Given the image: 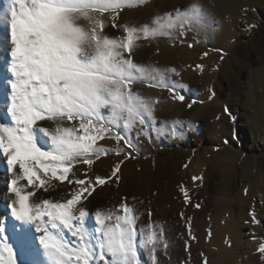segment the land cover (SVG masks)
Instances as JSON below:
<instances>
[{
  "label": "snow or ice",
  "instance_id": "1",
  "mask_svg": "<svg viewBox=\"0 0 264 264\" xmlns=\"http://www.w3.org/2000/svg\"><path fill=\"white\" fill-rule=\"evenodd\" d=\"M146 3L6 0L0 11V27L6 31L0 45H7L8 55L2 79L7 91L0 103V157L5 158L11 178L0 199L14 197L6 206L18 223L12 224L10 237L8 217H0V264H146L144 257L147 264H164L161 255L170 256L164 227L140 225L142 213L135 207L122 202L93 215L84 205L97 187L119 183L124 159L139 153L141 137L151 140L150 130L159 128V100L142 95L134 86L167 89L172 99H185L184 86L172 79L179 75L176 69L135 61L141 42L160 37L182 40L189 32L210 26L209 14L199 3L139 26L118 22L122 12ZM108 25L120 34L106 33ZM41 121L53 127L40 125ZM164 127L169 125L165 122ZM183 127L174 121L171 134ZM107 140L116 147L100 143ZM109 155L124 159L115 163L110 176L89 177L93 165ZM81 171L84 178L76 174ZM52 181H67L69 198L36 195L54 191ZM181 192L185 203L191 204L189 191L181 187ZM180 216L195 239L191 218L183 212ZM252 223H259L254 213ZM188 247L186 243L185 250ZM257 251L264 256V243ZM20 255L26 259L20 261Z\"/></svg>",
  "mask_w": 264,
  "mask_h": 264
},
{
  "label": "bare ground",
  "instance_id": "2",
  "mask_svg": "<svg viewBox=\"0 0 264 264\" xmlns=\"http://www.w3.org/2000/svg\"><path fill=\"white\" fill-rule=\"evenodd\" d=\"M245 1V7L249 10H252L255 4L258 3L257 1L255 4L250 0ZM159 2L164 3L160 12L165 15L173 12L174 8L183 7L186 0H173V2L172 0H157L152 7H147L146 9L141 8L136 11L131 10L130 12L125 10L121 13L118 22L121 25L129 24L137 26L150 23L155 17L160 16V14H157L159 12L152 13ZM188 2V7L193 3L201 5L203 10L209 14L210 26L201 29L199 33L189 32L186 37L182 40L178 39V41L184 40L189 42L200 39L209 42L214 49H221L228 44V41L231 42V39L235 37V33L241 30L239 29L241 26L239 22L240 18L238 17L241 14V8L238 0H188ZM259 2L262 3L261 5H264V0ZM5 5L6 0H3L0 4V11H3ZM104 31L110 35L120 34L118 30H114L110 25L106 26ZM5 36V29L0 27V39ZM171 42L173 41L168 38L160 42L155 40L149 42L142 41L141 47L138 49L134 59L137 62L147 64L148 60L152 58V54H154V59L160 62L161 68L177 69L181 65L185 66V69L183 67L179 69H184L185 79L187 80L185 82L191 85L197 82V85L202 84V86L206 87V91L201 92L205 93L203 99L206 100L209 97L207 90L211 89V85V87L214 86L215 82L213 81H216L215 78H210L211 76L209 77L205 73L202 74L206 75V77L204 75L196 77L189 75L191 74L190 63H193L203 55L200 51L201 47L199 49H191L188 45L181 46L177 44V46L172 48L170 47ZM232 46L229 45V49ZM245 56H247L246 52ZM7 59L6 45H0V92L2 95L0 103L4 101L7 91L6 87L2 84L3 77L7 75L4 71ZM236 63L240 67V71L251 68L247 64L246 57L238 58ZM226 71H223V75L227 74ZM251 72L253 73V77L245 81L246 85L249 84L247 87L254 84L258 86V90L260 87H264V68L257 70L256 77L253 70ZM228 76V85L231 88V80H234V75ZM199 77L200 80L198 79ZM219 86L222 95L215 101H207L208 104L202 107H188L181 101L172 99V94L163 91V89L162 91L155 88L144 89L141 88L140 84L135 85V89L141 92V94L142 90L145 92L142 95L159 100V103L156 105V117L159 121V128L150 130L151 140L141 137L139 141L140 151L139 153H133L132 158L124 159L123 157L114 155L102 157L93 165L92 171L88 173L89 177L93 179L97 175L102 177L110 176L115 163L124 159L119 173V183L109 181L103 187H97L92 196L88 197V200L84 202V205L86 206V210L94 215L98 209L118 208L122 202H126L142 213L138 221L140 225H147L150 222L162 225L166 230V237L171 244L169 248L170 256L165 257L161 255L164 264H202V261L205 259L207 264H264V256L257 251L259 245L264 243V238L259 239L264 236L262 235L264 231V214L262 213L264 211V171L261 168V162L256 168V157L239 152L237 148H229L225 152H222L223 149H220L218 154L210 156L212 153H215L213 152V149H215L213 147L219 146L217 142L223 141L222 135L223 133L225 134L223 129H225L224 127L227 125L226 123L229 119L227 114L222 113V110L218 107H222L225 103H231L234 96L239 97L240 95L243 96L241 103L244 106H249L250 101L252 104H257L258 106L261 102L251 99L248 91H241L239 88L233 90L231 95L224 99L222 89L225 88V84L223 83V86L222 84ZM188 93L192 94L191 90ZM246 93L248 94L247 98L245 96ZM259 109L261 108L259 107ZM257 114H260V111ZM192 115L196 116L197 121L209 120V129L216 130L213 131L215 132L213 135L210 131L214 142L211 139L212 144L209 143V146H212L213 149L206 148L203 153L198 151L199 149L197 151L176 149V146L180 145H186L187 147L194 140L197 143L203 142L205 146L206 144L208 145L207 140H204L203 133L199 137L201 139L193 138L195 130H197V124L190 125L191 127L189 128V125L186 123L190 118L189 116ZM253 116L257 118L255 114ZM174 121L182 122L186 130L183 127L175 135H172L173 130L171 125ZM249 121L253 122V118L250 117ZM4 122L7 121L5 120ZM165 122L169 125L168 128L164 127ZM38 123L50 129L53 127L51 122L48 121ZM256 125L257 123L253 124L254 131L256 132L257 130L255 129L260 128L258 131L264 135V125L262 127H257ZM100 143H104L110 148L116 147L115 143L111 140L101 141ZM198 147H201L200 144L195 143V146L192 148ZM222 148L224 147L222 146ZM209 158L211 159L208 160ZM186 159L193 160L191 162L192 166H187V170H179L176 173L178 164ZM77 167L82 170L87 168L86 165H78ZM238 171L239 176L243 177L241 184H239V179L241 178L236 175ZM76 174L80 178H84L82 171ZM193 177H202V179L194 181ZM10 178L11 175L7 171L6 160L0 157V196L5 193V186ZM52 183L56 185L54 191L43 193V190H41L36 195H42L45 198L51 197L55 200L69 198L68 193L71 191V186L68 183L60 184L58 181H52ZM181 187L189 191L191 204L185 203ZM56 190L58 191L55 192ZM195 191L198 192L197 195H194ZM6 197H8L7 200L9 202L14 198L11 195H7ZM32 199H35V197ZM257 199L259 201H256ZM2 202L0 200V206L6 208L7 206L3 205ZM196 203H199L201 206L199 208L194 207L193 205ZM252 203L256 204L254 207L250 206L252 208L250 212L247 206ZM238 204L240 212L236 209ZM5 208L0 209L1 213H4L3 217L7 216L11 224L15 223L16 221H12L10 208L7 207L6 211ZM149 210L152 213L151 217L148 216ZM181 212L184 213L185 218H191V234L195 236V239H191L189 236L186 227L187 220L181 219ZM245 212H248V216ZM249 213L251 215L254 213L259 223H252V216ZM246 221L248 222L246 223ZM93 226H95L94 223ZM209 229L211 230L210 235ZM252 236H256L257 239L254 238L251 241ZM186 243L189 245L187 250H185ZM241 254H244L243 257ZM256 255L260 258L259 261L255 260ZM25 259L23 255L19 256L20 261ZM144 259L147 264V257H144Z\"/></svg>",
  "mask_w": 264,
  "mask_h": 264
},
{
  "label": "rangeland",
  "instance_id": "3",
  "mask_svg": "<svg viewBox=\"0 0 264 264\" xmlns=\"http://www.w3.org/2000/svg\"><path fill=\"white\" fill-rule=\"evenodd\" d=\"M155 1H157V0H154L151 4H149L146 7H144V5H142L141 7L137 8V9H131V10L136 11V10H139L141 8L146 9L147 7H152V5L154 4ZM250 1H252L254 4L257 1L259 4L256 2L257 4H255V7H253L252 10H249L245 7V2H246L245 0H238L239 6L241 8V14L238 16L240 18L239 22H240V26H241V28H239V29H241V30L238 31V33H235L236 35L234 34L235 37H233L231 39V42L228 41L227 42L228 44H226L221 49H214L210 45L209 42H207L205 40H200V39H196V41H189V42L184 41V40L178 41V39L171 40V41H173V42H171V45H170V47H172V48L177 46V44L181 45V46H185V45L187 46L188 45V47H189V44H192L193 46L189 47L191 49H194V48L199 49L201 47L200 51L203 53V55H201V56L199 55L200 56L199 59L195 60L193 63H190L192 69L190 68L191 74H189V75L196 77L199 75L202 76V75H204L202 73H205L207 76H209V77L211 76L210 78H212V77L215 78L216 81H213V82H215L214 86L211 87L212 86L211 85L210 86L211 89L207 90L209 97L206 100L203 99L205 93H201V92L206 91V89H205L206 87L202 86V84L197 85V82L196 83L194 82L191 85L190 83L185 82L187 80L185 79V75H184L185 72L183 71L185 69V66H183V65L179 66L176 69V71L179 73V75H173L172 79L174 81H176L177 84L184 86L181 91H183L185 95L189 96V99H187L185 101L183 100L182 103L184 105L186 104L187 106L189 104H191V106L202 107V106H205L208 104L207 101H211V102L215 101L219 96L222 95L219 85L222 84V86H223V83L225 84V88L222 89L224 99L227 98L229 95H231V92L233 90L239 88L241 91H248L249 95L251 96V99H254L256 102H261V104L258 106L257 104H252V102L250 101L248 104L249 106H244L241 103L243 100L242 99L243 96L240 95L239 97L234 96L233 101L231 103L226 104L224 102L226 105L224 104L222 107H218L222 110L221 111L222 113L227 114L229 119H228V122L226 123L227 127L225 126L224 127L225 129L222 128L223 132H225V134L224 133H223V135L221 134L223 141L217 142L219 144V146L213 147L215 149H213L212 146H209V143L212 144V140H213L212 135L215 133L213 131H216L214 129H209L210 128V126H209L210 121L207 119L197 121L196 116H194V115L189 116L191 119L188 117L190 120L188 119L186 123L188 125H196L197 124V127H198V128L196 127L197 130H195V133L193 135L194 137L193 136L192 137L195 139H201L199 137L203 133L204 140L205 141L207 140L208 145L206 144V146H205V144L203 142L197 143L194 140L193 143L189 144L187 147H186V145H180V146H176V149L177 150H186V151H197L199 149L198 151L203 153L206 148H211V149H213V152H215V153H212L210 156H214V155L219 153L220 149H223L222 152L223 151L225 152L229 148H234V149L237 148V150H239V152H242L244 154L245 153L251 154L254 157H256V164H257L256 168L259 166V163L261 162L260 165L264 171V135H262L258 131V130H260V128H256L255 129V130H257L256 132L254 131V128H253V124H255V123H257V125H256L257 127H262L264 125V113H263L264 112V87H260V89L258 90V86L256 84L251 85L250 87H247L249 84L246 85V83H245V81H247L248 78L250 79L253 77V73L251 72V70H253L254 76L256 77L257 70L259 68H264V5H261L262 3L259 2L261 0H250ZM1 2H3V0H0V4H1ZM172 2H173V0H172ZM186 2H187V4H186ZM186 2H185V5L183 7L180 6V8H177V9L174 8L175 10L173 9V12L176 10H179L181 8H188L189 2H188V0H186ZM163 5H164V3L159 2L158 5H156L157 7L155 6V8L153 9L152 13L154 12V14H155L156 12H159L157 14H160V16L161 15L163 16L164 14H162L160 12V10H162V8H163L162 7ZM131 10H128V12H130ZM160 38L156 39L155 41L160 42L161 40L167 39L166 37H160ZM143 42H149V41H143ZM229 45H233L231 47V49H229V47H228ZM6 47H7V45H6ZM249 50H250V52H249ZM206 51H207V53H206ZM245 52L247 53V56H245ZM244 56L246 57V61L248 62L247 64H249V66H251V68H247V70L245 69L244 71H240V69H239L240 67H238L236 62H237L238 58H242V57L245 58ZM151 57L152 58H150L148 60L147 64L153 65V66H157L160 64L159 61L157 62V59L156 60L154 59V54H152ZM152 60H155L156 62L152 61ZM160 65L157 67L161 68ZM182 67L184 69L179 70ZM224 70H227L226 71L227 74H225V75H223ZM206 75H204V76L206 77ZM228 75H232V76L234 75L235 76V77L233 76L234 80H231V84H232L231 88H230V85H228L229 84V78H228L229 76ZM198 79L200 80V77ZM198 79H196V80H198ZM257 79H259V78L257 77ZM140 86H141V88H144V89H153V88H155L157 90L160 89V88H156V87H148V86L143 85V84H140ZM226 86L228 88L227 90H226ZM185 87H186V89H185ZM188 88H189V90H188ZM202 88H203V91H202ZM195 89L198 91L195 92L196 91ZM160 90L162 91V89H160ZM190 90H191L192 94L188 93ZM163 91L169 92L167 89H163ZM143 92L144 91L142 90V94H143ZM212 93H214V95H212ZM210 94H211V96H210ZM251 94L253 95L254 98L252 97ZM245 96L247 98L248 94L246 93ZM1 98H2V95L0 92V102H1ZM194 100L196 101L195 103H193ZM236 105H237V107H236ZM259 107L261 109H259ZM223 108H224V112H223ZM258 111H260V114H257ZM254 114L257 116V118L253 116ZM193 117H195L194 119H196V120L192 119ZM250 117L253 118V122L249 121ZM5 120L7 121L6 116L4 117V121ZM184 129L186 130V127H184ZM242 130H243V132H242ZM210 131H211L212 135L210 134ZM226 135H227V137H226ZM213 142H214V140H213ZM195 143L200 144L201 147L200 148L199 147L198 148H192L193 146H195ZM165 145H167V144L165 143ZM221 145L224 148H222ZM210 159L211 158H209L208 160H210ZM188 160L186 159V160L182 161L180 164H178L176 173H178L179 170H182V171L185 169L187 170L188 169V168H186L187 166H189V167L192 166L191 162L193 160L192 161L189 160L190 162ZM239 169H240V167H239ZM236 175L239 176V171ZM239 177L241 178V179H239V184H241L243 177L241 175ZM57 191L58 190H56L55 192H57ZM4 194L5 193H3L2 196ZM197 194H198V192L195 191L194 195H197ZM7 198L8 197H6V198L4 197V199H0L1 201H3L2 203L5 206H6V201L9 202V200H7ZM256 201H259V200L257 199ZM255 204L256 203L249 204L247 206L248 210L252 209V208H250V206L254 207ZM4 208L5 207L0 206V209H4ZM6 209H7V207L5 208V211H6ZM236 209L238 210V212H240L239 204H238V206H236ZM251 211L252 210H250V212ZM1 212L2 211L0 210V217H3L4 213L2 214ZM262 213L264 214V211ZM245 214L248 216V212H245ZM249 215L252 216L251 213H249ZM12 220L14 221L13 218H12ZM248 226H249V228H251L250 225H248ZM262 235H264V231H263ZM254 238L257 239L256 236H252L251 241ZM262 238H264V236L260 237L259 239H262ZM243 255L244 254H241L242 257H243ZM259 259L260 258H258V255H256L255 260L259 261Z\"/></svg>",
  "mask_w": 264,
  "mask_h": 264
}]
</instances>
